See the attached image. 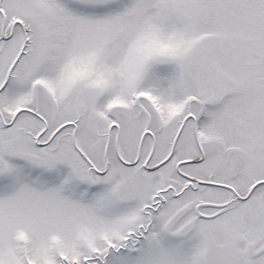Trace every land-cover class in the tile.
Returning <instances> with one entry per match:
<instances>
[{
    "label": "snow or ice",
    "instance_id": "1",
    "mask_svg": "<svg viewBox=\"0 0 264 264\" xmlns=\"http://www.w3.org/2000/svg\"><path fill=\"white\" fill-rule=\"evenodd\" d=\"M0 264H264V0H0Z\"/></svg>",
    "mask_w": 264,
    "mask_h": 264
}]
</instances>
